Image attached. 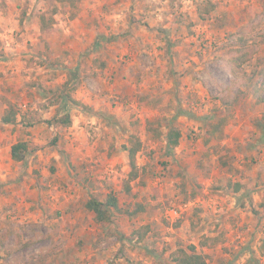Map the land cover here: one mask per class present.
Segmentation results:
<instances>
[{
	"label": "rangeland",
	"instance_id": "obj_1",
	"mask_svg": "<svg viewBox=\"0 0 264 264\" xmlns=\"http://www.w3.org/2000/svg\"><path fill=\"white\" fill-rule=\"evenodd\" d=\"M263 81L264 0H0V264H264Z\"/></svg>",
	"mask_w": 264,
	"mask_h": 264
},
{
	"label": "trees",
	"instance_id": "obj_2",
	"mask_svg": "<svg viewBox=\"0 0 264 264\" xmlns=\"http://www.w3.org/2000/svg\"><path fill=\"white\" fill-rule=\"evenodd\" d=\"M213 8V5L209 7V9H206V12H209ZM202 12V11H201ZM202 14V13H201ZM48 28L47 24H43L42 28ZM46 28V29H47ZM241 40V38H240ZM244 43L245 41H241ZM244 52L241 53V55H236L234 57H231L229 63L231 66L232 73L238 77L240 74V70L243 66V63L246 61L248 55ZM242 74H246L245 72ZM252 76V75H251ZM249 76V78L251 77ZM247 80V79H246ZM246 82V81H245ZM264 85V81L262 83ZM66 98L70 99L75 104H79V101L74 99L70 92H66ZM17 117V110L14 108H11L9 111L5 113V115L2 117V121L5 123H13L16 121ZM72 122L71 115L69 113H65L60 118L57 119V123L60 126H70ZM222 125L219 123L215 126L216 130H220ZM181 137V132L177 128L170 129L169 135H168V144L170 147H176L179 144V140ZM135 138V137H132ZM131 145H126V150L128 152L129 156V163H130V179H135L139 175L137 164H136V154L140 150L142 146V141L140 139H130ZM30 146L29 142L26 140H19L18 142L14 143L11 147V157L15 161H23L29 152ZM235 190L240 189V184L235 185ZM119 207L118 204V198L112 194L109 193L107 197L103 200L98 199L96 197H91L85 201V208L88 211H92L94 213V219L98 223H108L111 219V208L117 209ZM143 210V207L138 205L134 211V213H137L139 211ZM181 253L175 257V264H209L207 261L206 256L203 253H200L197 251L196 246L191 244L187 247V249H182L180 251Z\"/></svg>",
	"mask_w": 264,
	"mask_h": 264
}]
</instances>
